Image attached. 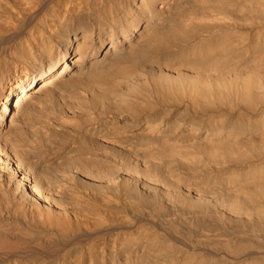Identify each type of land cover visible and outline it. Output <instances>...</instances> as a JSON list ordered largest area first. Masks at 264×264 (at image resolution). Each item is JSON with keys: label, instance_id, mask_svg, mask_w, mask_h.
I'll return each instance as SVG.
<instances>
[{"label": "bare ground", "instance_id": "6f19581e", "mask_svg": "<svg viewBox=\"0 0 264 264\" xmlns=\"http://www.w3.org/2000/svg\"><path fill=\"white\" fill-rule=\"evenodd\" d=\"M0 264H264V0H0Z\"/></svg>", "mask_w": 264, "mask_h": 264}]
</instances>
